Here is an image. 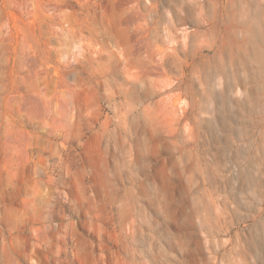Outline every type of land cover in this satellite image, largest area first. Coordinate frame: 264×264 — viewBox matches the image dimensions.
Segmentation results:
<instances>
[{
    "label": "rangeland",
    "instance_id": "374dc122",
    "mask_svg": "<svg viewBox=\"0 0 264 264\" xmlns=\"http://www.w3.org/2000/svg\"><path fill=\"white\" fill-rule=\"evenodd\" d=\"M0 264H264V0H0Z\"/></svg>",
    "mask_w": 264,
    "mask_h": 264
}]
</instances>
